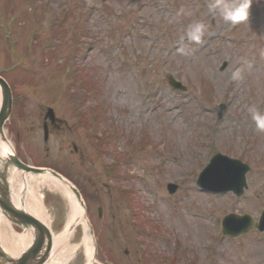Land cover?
<instances>
[{
    "label": "rangeland",
    "instance_id": "rangeland-1",
    "mask_svg": "<svg viewBox=\"0 0 264 264\" xmlns=\"http://www.w3.org/2000/svg\"><path fill=\"white\" fill-rule=\"evenodd\" d=\"M87 3L96 10L86 20L76 10ZM213 3L0 0V76L13 98L4 134L25 163L58 168L89 194L94 264H264V233L230 240L218 228L228 210L264 207V131L249 114L264 112V0L236 26ZM196 22L206 25L199 41L188 36ZM168 75L186 91L168 87ZM46 107L67 127L43 144ZM216 151L250 166L243 196L197 190L192 177ZM51 191L38 189L57 234L68 203ZM83 262L78 251L66 264ZM0 264L11 263L0 255Z\"/></svg>",
    "mask_w": 264,
    "mask_h": 264
},
{
    "label": "bare ground",
    "instance_id": "bare-ground-1",
    "mask_svg": "<svg viewBox=\"0 0 264 264\" xmlns=\"http://www.w3.org/2000/svg\"><path fill=\"white\" fill-rule=\"evenodd\" d=\"M0 100H1V96H0ZM8 144H10L8 140L3 141L2 138L0 137V154L4 155L6 153H11V148ZM10 170L12 171V174H10L9 176L10 191L12 197H13V192L15 193L16 196L18 195L17 193L18 191L13 185L14 183H18L20 187L23 186L25 188H28L30 186V177H31V183L33 181L35 182L34 176L24 173L20 177L19 174L17 173V170H14L12 168ZM40 176H41L40 178H42V181L40 183L42 186L45 185L51 190H58L61 193H65L67 195V200H68V213L66 215V220L63 230L57 234H52V239H51L52 249L50 248V251H48L47 246H45L46 245L45 242L43 243V247L41 251L44 252L46 250L47 257L51 258V256L55 253L54 250L58 248L62 249V247L66 245L62 249L60 254V258L62 257L63 258L58 260L57 263L53 261L55 264H66L68 257L71 258L73 255L72 251H75V249L78 246L82 245L86 255L85 264H93L92 261L93 260L92 253L94 252L93 238L88 223L86 221L83 208L80 206V203H78L74 198V196L70 193L69 188L66 186H62L58 180L45 174H42ZM29 191H33L31 193V200H30L31 206L30 208L27 207L26 208L30 211V213L33 216H35L39 220H42L45 212L42 206V201L39 200V198L35 194L36 189L33 184L31 190L29 188ZM77 225H82L83 235L81 236L78 244L70 246L69 241L71 239V235L74 232L75 226ZM6 227L9 228L8 222L5 219V217H3L0 214V231L6 229ZM31 237L32 235L30 233L26 235L17 236L16 238L10 232L8 233V235L2 233L0 234V243H2L4 249L9 251L11 254H19L26 246L27 248L32 246L34 239L32 241ZM69 253H71L72 255L66 257L67 256L66 254ZM62 254H64L65 256H62ZM52 259L53 257L49 259L50 262L47 264H51Z\"/></svg>",
    "mask_w": 264,
    "mask_h": 264
},
{
    "label": "water",
    "instance_id": "water-1",
    "mask_svg": "<svg viewBox=\"0 0 264 264\" xmlns=\"http://www.w3.org/2000/svg\"><path fill=\"white\" fill-rule=\"evenodd\" d=\"M0 85L3 88V105L0 111V135H2L1 126L4 121V119L7 116L8 108H9V94L6 89V86L4 83L0 81ZM48 115H52L51 111L49 110ZM10 157V162L16 165L17 168L24 170V171H31V172H40V170L31 169L29 167H26L25 165L21 164L15 157L12 155ZM228 167V163L223 160V158L216 159V161L213 163L212 166H209L206 171L204 172L202 176V185L205 188L210 187L209 181H211V178L219 176L221 173H225V170ZM239 168L236 169L238 171ZM239 173V178L236 180V182L231 185L229 188L235 190L239 189L241 183H242V174ZM54 176L58 177L57 175L53 174ZM0 178L2 181H4V177L0 175ZM61 179L60 177H58ZM6 187H3V189L0 191V196L3 197V199H0V206L4 208L5 210L9 211L13 218H11V221L15 222L16 224L22 225L24 228L28 226H32L33 229V244L31 247H28L26 250H24L20 256L16 259H12L15 264H42V262L47 257L46 250L42 252L43 243L45 242L48 248V251H50L51 248V236L43 224L35 220L34 218L28 216L22 211H18L14 208H12V205L10 202H7L4 196ZM7 192V191H6ZM76 194V192L74 191ZM76 197L78 198V195L76 194ZM36 239V241H35Z\"/></svg>",
    "mask_w": 264,
    "mask_h": 264
},
{
    "label": "clouds",
    "instance_id": "clouds-1",
    "mask_svg": "<svg viewBox=\"0 0 264 264\" xmlns=\"http://www.w3.org/2000/svg\"><path fill=\"white\" fill-rule=\"evenodd\" d=\"M253 0H214L211 5L214 9H219L220 15L224 22L237 25L248 21L249 9ZM206 25L203 22H196L189 26L188 36L193 41H199L202 37ZM184 53V49H180ZM239 77V72L236 73ZM251 119L260 131H264V112H261L258 107L249 109Z\"/></svg>",
    "mask_w": 264,
    "mask_h": 264
}]
</instances>
